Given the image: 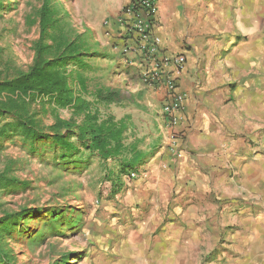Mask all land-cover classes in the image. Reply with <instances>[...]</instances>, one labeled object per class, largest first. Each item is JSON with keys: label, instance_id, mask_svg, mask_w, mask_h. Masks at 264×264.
Listing matches in <instances>:
<instances>
[{"label": "crops", "instance_id": "1", "mask_svg": "<svg viewBox=\"0 0 264 264\" xmlns=\"http://www.w3.org/2000/svg\"><path fill=\"white\" fill-rule=\"evenodd\" d=\"M157 3L154 35L186 56L187 103L181 157L161 131L163 93L135 84L137 109L118 111L134 114L126 143L150 145L125 205L143 222L144 264H264V0Z\"/></svg>", "mask_w": 264, "mask_h": 264}, {"label": "rangeland", "instance_id": "2", "mask_svg": "<svg viewBox=\"0 0 264 264\" xmlns=\"http://www.w3.org/2000/svg\"><path fill=\"white\" fill-rule=\"evenodd\" d=\"M50 1L77 34H87L93 50L101 55L92 60L94 69L89 76L122 91V104L112 105L108 112L118 117L124 107L137 109L135 84L141 80L136 68L124 62L123 41L116 29L125 0ZM44 2L0 0V79H12L33 64V47L40 36L39 24L34 21ZM30 115L45 133L55 122L49 107L42 104L32 105ZM58 115L69 120L72 111L60 110ZM132 115L127 118L129 123ZM141 141L128 144L137 147L143 164L150 154ZM77 146L80 148V143ZM61 153L50 140L33 144L13 132L2 138L0 174L7 173L19 184L0 189V221L25 214L9 233L0 235L10 263L134 264L127 259L137 249V264H144L151 250L142 248L134 238L143 222L125 209L126 198L139 191L141 164L122 173L115 161L104 162L83 149L67 161ZM57 212L60 217H54ZM53 224L58 226L50 232Z\"/></svg>", "mask_w": 264, "mask_h": 264}, {"label": "trees", "instance_id": "3", "mask_svg": "<svg viewBox=\"0 0 264 264\" xmlns=\"http://www.w3.org/2000/svg\"><path fill=\"white\" fill-rule=\"evenodd\" d=\"M37 22L40 36L33 47V64L12 79H0V145L2 138L13 132L33 144L50 140L61 149L65 161L83 149L104 162L115 161L122 173L135 169L142 158L134 144L126 143L130 123L108 112L112 105L122 104L123 93L89 76L94 69L92 60L101 55L93 50L87 34H77L50 0H45L38 11L34 24ZM34 104L51 110L55 122L48 133L30 115ZM60 110L72 111L71 119H62ZM8 118L11 121L7 122ZM16 184L15 178L0 174V189ZM57 213L54 217H60ZM24 217V213L9 215L0 221V235L9 233ZM57 226L53 224L49 231ZM9 258L0 244V262L11 264Z\"/></svg>", "mask_w": 264, "mask_h": 264}, {"label": "built area", "instance_id": "4", "mask_svg": "<svg viewBox=\"0 0 264 264\" xmlns=\"http://www.w3.org/2000/svg\"><path fill=\"white\" fill-rule=\"evenodd\" d=\"M158 11L157 0H131L120 14L119 35L124 62L136 68L142 86L163 93L161 131L170 152L181 157L178 126L186 109L187 94L180 89V75L187 60L184 54L169 55L161 39L154 35Z\"/></svg>", "mask_w": 264, "mask_h": 264}]
</instances>
